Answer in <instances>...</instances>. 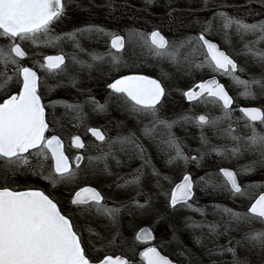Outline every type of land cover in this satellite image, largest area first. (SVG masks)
<instances>
[{
	"label": "snow or ice",
	"instance_id": "obj_1",
	"mask_svg": "<svg viewBox=\"0 0 264 264\" xmlns=\"http://www.w3.org/2000/svg\"><path fill=\"white\" fill-rule=\"evenodd\" d=\"M71 2V0H69ZM150 3L151 0H148ZM264 6V0H259ZM205 5L210 0H204ZM111 7V3L107 5ZM228 5L219 4L213 11L212 16L206 20H197L195 23L200 26L199 34L190 35L180 41L179 45L169 44V41L159 32L152 31L150 34L140 33L136 30H129V36L135 37L147 46L154 55L163 57L172 48H189L193 54H198L200 59L186 61L190 67L197 70L207 69L210 72L228 77L234 84L243 85L244 91L240 96L248 99H258L264 97V50L258 46L264 43V19L253 23H248L244 19L229 15L225 9ZM66 14V4L63 0H0V38L7 43L0 46V69H3L5 77L4 83L0 87H7L13 76L18 83L16 94L8 96L0 102V161H3L7 170L19 169L29 163L28 155H35L44 160L50 159L53 162L52 170L47 176L43 175V165L39 174L42 178L49 180L55 186L56 183L64 182L74 178L73 170L69 158L65 155L61 140L52 135L46 136L49 125L46 122V105L42 102L39 93V76L31 67L22 65L26 57V52L22 48L23 42H31L39 46H55L67 39L73 42V46L79 52H84L78 37L91 38L96 36L110 37V49L104 53H88L92 63H85L78 59L74 53L71 57L73 63L79 64L81 68L91 69L97 62L107 61L113 67L122 63L117 55L125 47V38L121 35L108 32L106 29L96 25H86L75 28L72 32L50 35L54 31V26ZM218 25L223 32L225 42L231 46L229 30L235 29V33L241 39L246 35H254L256 39L246 41L243 49L236 51L237 55L251 56L252 66L260 68L259 76H250L241 79L238 73L245 71L235 60L225 51H222L217 43L207 37L213 33L214 27ZM44 37V40H40ZM19 41V42H18ZM115 49V53L112 52ZM65 65V55L47 56L44 63L40 65L42 70L53 72L61 69ZM11 66V68H10ZM13 72V76H8V71ZM72 86L75 87L76 78L71 77ZM111 90L110 96L114 95L121 99L127 110L136 116L149 118V123L145 124L142 131L146 136H152L158 127L167 130V139L161 141L169 155L166 163L169 165L184 166V174L178 183L165 193L167 205L172 210L186 209L205 215L202 209L194 207L192 201L195 197V189L201 191L211 188L213 191L225 190L233 197H245L249 188L257 187L256 184L241 186L237 181V172L221 168L219 173H206L198 179H194L187 171V165L195 162L197 166L201 164L206 156L213 152L217 156L230 154L232 157L251 152L258 157L252 164L245 166L240 171L244 174L254 171L255 166L264 167V106L262 107H241L238 111L244 120V127L249 129L246 136L236 135L231 123L227 129L223 130L222 137H226L233 142V146L209 145L208 138L203 134L205 127L218 129L224 121H232L233 97L226 91L225 86L218 82L213 76L207 80L200 81L192 88L183 92V96L189 102L211 103L221 111L220 116L209 118L207 114L199 116H189L187 114L172 120L161 118L160 110L163 108V98L166 96L165 88L156 79H151L143 75H123L114 79L107 85ZM255 89V90H254ZM95 105L93 111L102 112L106 110L107 102L103 105L89 98L85 103ZM56 102H53L55 104ZM60 106L76 113V119H83V104H69L64 102ZM258 122V123H257ZM192 123L201 129V148L197 149L198 155H187L183 151V145L171 132L173 126L177 124ZM88 131L97 141L108 144V151L101 150L96 157H90V163L95 160L97 163L103 162V172L108 175L112 173L108 170L107 159L111 156L116 159L112 152V144H132L139 150L140 158L144 161L140 169L130 174L128 178H118L117 188H128L135 186L138 194L141 193L140 185L143 176V167L151 166V162L143 153L144 149L136 141L134 134L127 137H117L109 142L106 136L97 128H89ZM73 145L76 148H85V144L79 136L73 138ZM123 150V149H121ZM84 159L77 156L76 169L80 168V162ZM117 165L120 161L116 160ZM152 175L157 177V186L162 180H169L167 176L152 168ZM214 175H219L222 179L217 182L212 179ZM123 179V184L119 180ZM171 183V181L169 180ZM260 187H264L261 185ZM139 209L150 206L151 199H146L140 204L134 198L131 201ZM71 204L77 209L95 212L98 216L107 217L113 224L117 222V217L126 205L109 207L106 198L92 187H83L75 192ZM228 219L222 225L210 221H194L187 217V227L193 229H207L208 236L203 233L200 236H193L194 243L203 244L204 239L210 238L211 248H206L210 255L223 256L225 253L231 254V261L214 262V264H247L246 260H241L236 252V246L250 245L252 248H259L264 251V194H260L255 199L246 212H237L231 208L216 206ZM258 222L259 229H249L242 234L241 240H233L229 237L227 244L219 245L218 238L221 235H228L232 231V225L242 223ZM223 227V232L220 228ZM118 234V233H117ZM153 232L147 228H141L135 236V240L145 244L144 250L139 253L141 264H173L166 256L162 255L155 246H148L153 241ZM187 251V250H185ZM184 255V252H181ZM0 264H92V260L87 256L86 250L82 247V236L76 230V226L71 216L64 213L58 204L49 195L39 190H12L9 187L0 188ZM97 264H129V261L122 256L113 257L105 255L97 261Z\"/></svg>",
	"mask_w": 264,
	"mask_h": 264
},
{
	"label": "rangeland",
	"instance_id": "obj_2",
	"mask_svg": "<svg viewBox=\"0 0 264 264\" xmlns=\"http://www.w3.org/2000/svg\"><path fill=\"white\" fill-rule=\"evenodd\" d=\"M137 2L138 5H136ZM105 3L106 5H109V3H111V5H118L120 10L118 11L119 15H117L116 19L118 21L121 19L124 22V19L132 17L133 10H140L142 8L145 0H105ZM219 4L228 5V7L223 9L224 11L231 16L244 19L248 23L264 19V6L260 4L259 0H210L208 5H205L204 0H154L152 7L155 21L154 28L162 31L169 37V39L171 38V41L169 42L170 45L175 44L178 46L180 41L190 35L183 36V33L174 34L171 31L173 29H179L180 27L199 31L200 26L197 25L195 21H203L211 17L216 6ZM98 7H100L98 2L94 5L92 0H86L84 13H86V16L90 17V22H95V19H98L95 10V8ZM111 7L107 6L106 9H111ZM67 11L68 8L66 7V14L58 22L57 31L54 30L50 35L71 32V25L75 24L72 22L73 17L69 15ZM76 17L78 18L80 16L76 15ZM81 18L83 19V17ZM84 19H86V17H84ZM123 25L124 24H122V26ZM172 25H175V27ZM229 37L231 46L225 42L223 32L219 30L218 25L214 27L213 33L208 36V38L215 41L222 50L228 53L241 68L245 69V71L240 72L239 74L245 77L253 75L259 76L261 70L259 67L252 66L250 55L236 54V51L243 49L246 41L254 40L256 37L254 35H246L241 39L236 35L234 28L229 30ZM127 39L132 40V37L129 36ZM78 40L81 47L84 49V52H79L75 49L73 42L67 39L61 41L53 48L42 43L39 44V46L28 42L26 43V46L28 47L27 52L31 49L32 52H36V54L41 56L51 52L62 53L68 56L67 63L64 67L59 69L58 72L50 74L43 71L41 75V87L45 89L47 84V86L51 88L49 85V78H52V87L54 89L56 88L59 93V100L54 105V113L55 118L58 117L56 121L61 124L59 125V133L67 144L74 134H78L80 129L86 127V124L95 125L100 122V118L98 116L95 117V114H93L94 117H87V113H90V110L86 108V94H91L93 91L94 93L100 92L98 90H101L102 84H105L107 80H111L112 77L114 78L116 75H120L119 70L105 69L104 66L100 64L101 62L95 63L94 67L91 69L81 68L79 64L73 63L71 57L74 53L78 56L79 60L85 63H92L88 53L103 54L104 44L100 40L91 42H85L82 38ZM258 47L264 50V43H261ZM186 58L188 60L195 59L196 62H199L200 59L199 55L193 54L189 48L170 47L168 53L163 57H158L152 54L150 58L149 56H143L139 53L138 59L143 61L142 63H144L145 68H147V63L151 64L149 68L150 73L147 75H151L158 79L165 88L166 96L163 98V108L160 110V115L163 119L169 120L172 116L174 117L175 114L171 112L174 109L171 108L170 104L179 99H181V102H184L181 95L187 88L191 87L197 81H202L209 75H216L207 69L197 70L190 67ZM140 61L139 63H141ZM123 71H125V69H123ZM2 75V72H0V83L5 80V77ZM71 77L76 78L75 87L72 86ZM12 82L13 80L10 82V88H12ZM225 85L229 88L233 87L234 92L237 94V98L242 97L239 93L244 91L243 85H236L234 83H225ZM68 100H71L72 103ZM98 100L101 105L107 102V107L104 111L105 115L102 117L103 128L108 129L109 127H118L119 130H121L125 121L129 120L126 132H123L124 134H122V132L116 131L113 134L114 138L109 140V142L117 137L123 138L130 134H134L136 141L144 149L143 155L151 162L150 167H143V176L140 185L142 191L140 194H138V189L135 186L128 188L116 187L118 178H121L115 175L116 169H114V167L117 159H125L126 162L128 161V163H132L133 168L128 170L129 172L122 176L125 179L128 178L130 174L135 173V170L140 169L144 163L140 158L139 150L135 148L134 145H122L120 143L112 144V152L116 159H113L111 156L107 159L108 170L112 175H108L102 171L104 168L103 162L101 166L97 164L86 166L85 147L83 151L84 162L78 170H74L75 176L70 180L56 183L54 186L53 183L42 178L41 175L34 174V172H39L41 165L44 166L42 163L44 159L32 158L29 159V163L26 166L19 169L13 167L12 170H7L4 163L0 161V186H7L19 190L25 188L37 189L40 186L43 190L46 189L54 194L55 196L53 197L61 205L60 208L63 212L67 213L73 219L76 229L79 232H86V234H88L86 228L90 231V237L94 240L93 243L97 247V249H92L93 252L91 253L94 255L99 254L98 257L103 254L123 252L128 259H130V264H141L136 261L137 248L132 233L140 227L147 226L149 228L155 227L156 238L160 245V249L166 256L175 262L179 261L180 264H214V262L231 261V254L225 253L223 256L210 255L208 251H206V248L213 247L210 243V238L204 239L203 244L200 245L194 243V235L200 236L203 233V235L207 237L208 230L187 227L186 224L188 222L186 221V218L191 217L194 221H210L222 225L228 217L224 216L223 212L218 210L216 206H220V209L227 207L237 212H246V208L250 202L263 188L260 186L261 180L264 177V167L257 165L254 167V171L248 174H244L240 170L245 166L252 164V162L257 160L258 157L251 152H244L236 157H232L230 154L217 156L213 152L215 154L214 162L213 164L206 166L209 169L229 167V169L237 172V175L240 176L241 182L245 185L256 184L257 187L249 188L247 194L248 197L246 199L240 201L238 198H233V196L225 190L213 191L211 188H208L207 190L201 191L200 188H196L194 201H192V203L194 204V207L202 209L205 215L201 216L198 212L178 208L177 210H170L168 216L166 215L163 218L164 212L169 209L165 193L170 190L173 184H175L184 173L183 170L182 174H179L175 164L169 165L166 163L168 156L174 154L168 152L165 145L161 143L162 140L167 139V130L163 127H158L152 136H146L142 129L145 124L149 123L148 117L131 114L127 110L123 101L119 105L118 101L120 100L116 96L108 95L104 98L100 97ZM64 102L69 104H83V119H76L75 112L69 111L65 107L60 106ZM253 103L257 104L256 102ZM110 108H115L117 114L115 115L113 113V115H110L108 111ZM183 110H185L186 114L193 117L198 114H207L210 118L212 116L221 115V111H219L218 107L211 103H205L202 109H199L196 105H186L183 107ZM72 122L76 124L73 126L63 124ZM227 122L228 121H224L222 126L226 127ZM235 130L236 135L246 136V134H244L238 127H236ZM171 132H174L173 128L171 129ZM197 133L198 131H194V129L191 130L186 139H179L174 135L184 146L183 149L185 154L190 156L198 155V152L195 150H202L199 145L200 140L197 139ZM84 134L82 135L83 138L86 137ZM105 146H107L108 149L107 143ZM119 146L120 149L121 147H124L125 151L122 152L121 150H116V147ZM217 146H233V142L224 137L223 142ZM203 151L207 150L204 149ZM138 158L142 160V163L137 165L136 161ZM205 164L206 163H204V165ZM152 168H155L161 176L169 177L171 183L169 180H162L160 185L157 186V177L152 175ZM200 168L202 169L200 170ZM5 171L8 173L5 174ZM50 171L51 167H43L44 176H47ZM187 171L191 173L194 179H198L201 177L203 167L200 165L197 166L195 162H192L187 165ZM212 179L219 182L222 178L219 175H214ZM123 182V179L119 180V183L123 184ZM86 185H90L101 192L106 198V203L109 207L120 206L121 204L126 205L117 217V222L115 224H113L107 217L96 215L95 212L80 210L77 209L76 206H71L70 199L73 192ZM53 190L57 191V194H55ZM133 198L140 204H143L146 199L150 198V206H147L144 209H139L131 203ZM126 213H128L131 218L130 221H128L129 225H126L125 220H123ZM239 227H242L243 229ZM250 228L259 229L257 222L253 221L250 224L242 223L240 225L233 224L232 231H230L228 235L219 236L217 242L219 245H225L227 244L229 237L234 241L241 240L242 234L249 231ZM220 231L223 232V227L220 228ZM181 252H184V255H181ZM236 252L241 260H246L247 264H260L259 259L261 250L259 248H252L250 245L244 244L243 246H236Z\"/></svg>",
	"mask_w": 264,
	"mask_h": 264
},
{
	"label": "flooded vegetation",
	"instance_id": "obj_3",
	"mask_svg": "<svg viewBox=\"0 0 264 264\" xmlns=\"http://www.w3.org/2000/svg\"><path fill=\"white\" fill-rule=\"evenodd\" d=\"M92 1H93L94 5L96 4V2H98L100 4V7L95 8V10L97 12V15H98V19H95L96 20L95 22H90V17L86 16V13H84V10L86 8V0H71V2H69V0H63V2L66 4V7L68 8L67 12H68L69 15H71L73 17L72 22H74V24H75V25H71V32L75 28H80V27H84L86 25L91 24V25L100 26V27L106 29L108 32L121 35V36H123L125 38V47H124V49H122L120 53H117V55L121 58L122 63H120L117 67H113L112 64L107 61V59L105 60V62H101L100 63L102 66H104L105 69H113L115 71L119 70V74L120 75H116L114 78L112 77L111 80H107V82H105V84H102L101 85L102 86L101 90H98L100 92H95L94 93V91H93V93H91V94L88 93L89 95L86 94V101H88L89 98H92L95 101L99 102V104H101L98 99H100V97L104 98V97L110 95L111 90L107 87V85L109 83H111L114 79H118V78H120L123 75H146V76H151V75H147V74L150 73L149 68H150L151 64L147 63V68H145L144 67V63H142L143 61H140L138 59V57H139V53H140L143 56H149L151 58L153 52L150 51L147 46H144L143 43L141 41L137 40L135 37H132V40H128L127 37H129V30H133L134 29V30H136V31H138L140 33L150 34L152 31H156L158 29L154 28L155 21H154V12L152 10L154 0H151L150 3L148 2V0H145V3L143 4L142 8L140 10H133L132 15H131L132 17L128 18V19H124V22L121 19H120V21H118L116 19L117 15H119L118 11L120 10L118 5H112L111 9H106L107 5L105 3V0H92ZM136 1H139V0H136ZM136 5H138V2L136 3ZM115 6H117V7H115ZM134 6H135V4H134ZM76 15L80 16V17L77 18ZM81 17H83V19ZM84 17H86V19H84ZM78 23H80V24H78ZM122 24H124V25L122 26ZM172 26L175 27V25H172ZM57 28H58V23L54 26V30L57 31ZM158 31L166 38V40H168L169 42L171 41V38L169 39V37L167 35H165L162 31H160V30H158ZM171 32H173L174 34L183 33L182 34L183 36H188V35H191V34L192 35L199 34L198 30H195V29H184V28H181V27L179 29H173ZM80 38H82L85 42L86 41L91 42V41H95V40H100L104 44V46H103V54L106 53L110 49V43H111L110 37L103 36V35L98 37L95 34H93L91 36V38L78 37V39H80ZM208 39H210V38H208ZM40 40L41 41L44 40V37H41ZM210 40H212V39H210ZM213 42H215V41H213ZM6 43H7L6 40H3L2 38H0V45L3 46ZM26 43L27 42H23L22 45H21L23 50L26 52V57L21 63L25 67H31L34 71L37 72V75L40 78V80H39V89L38 90H39V93H40V95L42 97V102L46 105V122L49 125V130L46 133V136H48L50 138L52 135H56L58 138H60L62 140L64 152H65V154L67 155V157L69 158L70 161H73V159L76 157V155H82V157H84L83 151H84L85 148H76V147L71 145L72 139L75 136H79L81 141L85 144V147H86V166L91 165V164H97V165L101 166L102 162L97 163L95 160H93L90 163L89 158L90 157H96L97 155H99L101 153V150L105 151L107 149V146H105L106 143L102 144L100 141H97L95 139V137H93L91 135V133L88 131V129L89 128H97V129H99L106 136L107 140L109 141V140L114 138L113 134L116 131L122 132V134H124L123 132H126L127 123L129 122V120L125 121V123L123 124L124 126H123V128L121 130H119L118 127H109L108 129L103 128V126H102L103 118L102 117H104V115H105L104 111L95 112V111H93L95 105L90 103V102L86 103V108L88 110H90L89 111L90 113H87L88 114L87 117H91V116L94 117L93 114H95V117L98 116L100 118V122L98 124H95V125H90V124L87 125L86 124V127L80 129L78 134H74L69 139V143L67 144L62 139V136L59 133V125H61V124L58 121H56V119L58 117L55 118L54 105L59 100L58 99L59 98V93H58L56 88L54 89L52 87V85H53V83H51L52 82V78H49L50 79L49 80V82H50L49 85L51 86V88H49L47 86V84H46V88L45 89H43L41 87V80H42L41 79V75H42V72L45 71L46 73L55 74L56 72L59 71V69L54 70L53 72H48L46 70H42L40 65H42L44 63V58L46 56L53 55V54H59V53H57V52L56 53H52L51 52V53H46V55H44V56H41V55L36 54V52H32L31 49H29V52H27L28 47L26 46ZM28 43H31V42H28ZM51 47L53 48L54 46H51ZM30 48H32V47H30ZM85 48H86V44H85ZM112 52L115 53V49H112ZM67 61H68V56L65 55V64L67 63ZM139 61L141 63H139ZM62 67H64V65ZM10 68H11V66H10ZM123 69H125V71H123ZM0 72H2V74H3V69H0ZM7 75L8 76H12L13 72L11 70H9ZM238 75L240 76L241 79H247L248 78V77H245V76H243V75H241L239 73H238ZM2 76L4 77V75H2ZM213 76H215L217 78L219 83H221L222 85L225 86L226 91L229 93V95L231 97H233V100H234V104H233L234 111H233V114H232L233 118H232L231 122H229V121L227 122V126L226 127L222 126L224 124L222 122L219 125L218 129H213L211 127H205L203 129V134L208 138L209 145H216L217 146V145H219V144H221L223 142L224 137L221 138L222 137V133H223V130L228 128L229 123H231V126H232L233 129H236V127H238L239 129L242 130V132L244 134H246V135L250 134L249 133V129L244 127V120L242 118L241 113L238 111V109L241 108V107H262V106H264V97L258 98V100H256V99L255 100L248 99V98H244V97L243 98L242 97L241 98H237V94H236V92H234L233 87L229 88V87H226V85H225V83H231V84L233 83L228 77H224V76H220V75H209L205 79L213 77ZM151 77H153V76H151ZM12 80H13L12 88H10V83L7 85V87H0V102H2L3 99L8 98V96L16 94V92L18 91V83H17L16 78L14 76H13ZM198 82H200V81H197L196 83H198ZM3 83L4 82L0 83V85H2ZM196 83H194V84H196ZM161 85H162V83H161ZM193 85L191 87L187 88L185 91H187L190 88H192ZM111 96H114V95H111ZM181 96L183 97L184 102H181V99H179L180 101L177 100V101L172 102V104H170L171 108L174 109L171 112L174 113L175 115H174V117L172 116L171 119L169 118V120H172V119H175V118L180 117L182 115H185L186 112H185V110H183V107L186 106V105H189V106L196 105L197 107H199V109H202L203 106L205 105L204 102H195V101L186 102L183 94ZM119 100L120 101H118V102H119V105H120L122 103V100L121 99H119ZM68 101L70 102L71 100H68ZM53 102H56V103L53 104ZM253 102H256L257 104H254ZM71 103H72V101H71ZM262 110H264V109H262ZM108 111H109L110 115H113V113L115 115L117 114L115 108H110ZM219 111H220V109H219ZM199 115H201V114H198L197 116H199ZM118 117H120V116H118ZM209 118H210V116H209ZM63 124H67V125L73 126L76 123L72 122V123H63ZM193 129H194V131H198L197 139L200 140L201 129L196 127V126H194L192 123L177 124V125L173 126V131H174L173 133L179 139H181V138L186 139L187 136L189 135L188 133L191 130H193ZM84 132H85V134H84ZM83 134L86 137L83 138L82 137ZM199 143H200L199 145H200V148H201V142L199 141ZM121 149H123V150H121ZM121 149H120V146L116 147V150H121L122 152L125 151L124 147H121ZM204 149L208 150L207 148H203L202 150H204ZM106 151H108V149ZM183 151H184V149H183ZM26 155H28V159H32V158L38 159V157H36L35 155H30V154H26ZM214 156H215L214 153L211 154L210 156H206L204 158V160L201 162L200 166L203 167V171H201V176H205L206 173H216V172L219 173V170L221 168H219V169H216V168L209 169V168L206 167L207 165L213 164L214 159H215ZM119 161H120L119 165H117V163H115V167H114V169H116L115 175L118 176V177H122L123 175L128 173L129 172L128 170H131L133 168V166H132V163H128V161L126 162L125 159L121 160L119 158ZM123 161H125V162H123ZM1 162H3V161H1ZM83 162H84V159L82 160V164H83ZM42 163L44 164L43 167H51L52 161L50 159V154H49V159L44 160ZM141 163H142V160H140V158H138L137 161H136V164L138 165V164H141ZM204 163H206V164L204 165ZM227 168L229 169V167H227ZM176 169L178 170L179 174H182V172L184 170L183 164L181 163L179 166L176 165ZM201 169L202 168H200V170ZM4 173L6 174L8 172L5 171ZM4 173L2 172L3 175H4ZM182 175H181V178H182ZM180 179L178 181H180ZM237 181H238L239 184H241L242 187L245 186V184L243 182H241L239 175H237ZM262 184L264 185V177L261 180V185ZM86 186H90V185H86ZM173 186H174V184H173ZM2 187H4V186H2ZM2 187L0 186V188H2ZM10 189L19 190V189H15V188H10ZM25 189H34V188H25ZM25 189H23V190H25ZM37 189L45 192V194L49 195L50 198H52L53 201L58 204V207H61V205L54 199V197H53V196H55L54 194L50 193L46 189L43 190V188L40 187V186ZM20 190H22V189H20ZM53 192L55 194H57V191L53 190ZM260 194H264V187L260 190V192H259V194H257V196L260 195ZM247 197L248 196H245V197H233V198H238V200L242 201L243 199H246ZM71 206H73V205H71ZM247 208H246V211H247ZM170 210H172V209H167L166 212H164L163 218L166 215L168 216V213L170 212ZM130 219L131 218H130L128 213H126L124 215V217H123V220H125V224L126 225H129L128 221H130ZM72 221H73V219H72ZM257 225H258L259 228H261V224H259L257 222ZM140 228H142V227H140ZM140 228H138L137 230H135V232L132 233L133 239L135 241L136 248H137L136 249V256H137L138 252L140 250L144 249V247L146 246L145 244H142V243H140V242L135 240V236H136V234H137V232L139 231ZM239 228L243 229L242 227H239ZM150 229L152 230L153 237H154L153 241L151 242V245L152 244L156 245L160 249V245H159L158 240L156 238L155 227H152ZM86 231L88 232V234H86V232H83V231L82 232L78 231V233L82 236V247L85 248L87 256L92 261H98L99 259L103 258L105 255H122V256L127 257L123 252L122 253L117 252V253H111V254H103L102 256H99V257H98L99 254L98 255L92 254L91 253V252H93L92 249H97V247L93 243L94 240L90 237L91 236L90 231H88L87 228H86ZM161 252L163 253L162 250H161ZM128 261H129V264H130L131 261L130 260H128ZM259 261H260V264H264V251L260 252ZM176 263L180 264L179 261H177Z\"/></svg>",
	"mask_w": 264,
	"mask_h": 264
},
{
	"label": "water",
	"instance_id": "obj_4",
	"mask_svg": "<svg viewBox=\"0 0 264 264\" xmlns=\"http://www.w3.org/2000/svg\"><path fill=\"white\" fill-rule=\"evenodd\" d=\"M59 55H60V54H59ZM51 56H56V55H51ZM149 78H151V77H149ZM211 78H212V77H211ZM151 79H153V78H151ZM208 79H209V78H208ZM206 80H207V79H206ZM185 100H186L187 102H189L186 98H185ZM72 141H73V140H72ZM61 142H62V141H61ZM71 145L74 146L72 142H71ZM74 147H75V146H74ZM77 156H80V155H77ZM77 156H76V157H77ZM76 157H75V158H76ZM73 164H74V166H76V160H74V163H73ZM228 170H230V169H228ZM231 171H232V170H231ZM84 187H90V186H84ZM81 188H83V187H81ZM92 188H93V187H92ZM79 189H80V188H79ZM79 189H78V190H79ZM78 190H76V191H78ZM76 191H75V192H76ZM75 192H74V194H75ZM74 194H73L72 198L74 197ZM72 198H71V200H72ZM257 198H258V197H257ZM254 201H255V200H254ZM254 201H253V202H254ZM253 202H252V203H253ZM250 206H251V205H250ZM143 228H144V227H143ZM147 228H148V227H147ZM149 229H150V228H149ZM138 232H139V231H138ZM152 246H153V245H152ZM157 249H158V248H157ZM143 250H144V249H142L141 251H143ZM141 251H140V252H141ZM158 251H159V250H158ZM140 252H139V253H140ZM139 253H138V258L140 259ZM161 254H162V253H161ZM162 255H163V254H162ZM164 256H165V255H164ZM113 257H116V256H113ZM166 257H167V256H166ZM123 258H124V257H123ZM124 259H126V258H124ZM126 260H127V259H126ZM171 261H172V260H171ZM172 262H173V261H172ZM92 264H97V262H92ZM173 264H177V263L173 262Z\"/></svg>",
	"mask_w": 264,
	"mask_h": 264
}]
</instances>
